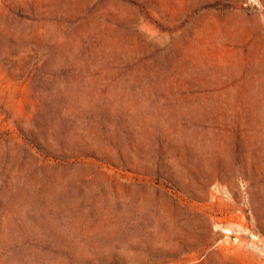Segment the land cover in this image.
I'll return each instance as SVG.
<instances>
[{
	"label": "rangeland",
	"instance_id": "374dc122",
	"mask_svg": "<svg viewBox=\"0 0 264 264\" xmlns=\"http://www.w3.org/2000/svg\"><path fill=\"white\" fill-rule=\"evenodd\" d=\"M0 264H264V0H0Z\"/></svg>",
	"mask_w": 264,
	"mask_h": 264
}]
</instances>
